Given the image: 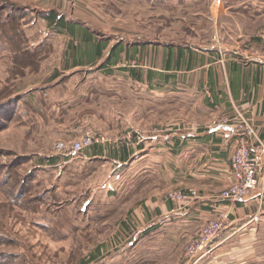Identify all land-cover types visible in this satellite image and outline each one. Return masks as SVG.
Returning a JSON list of instances; mask_svg holds the SVG:
<instances>
[{
    "label": "crops",
    "instance_id": "0c3cea01",
    "mask_svg": "<svg viewBox=\"0 0 264 264\" xmlns=\"http://www.w3.org/2000/svg\"><path fill=\"white\" fill-rule=\"evenodd\" d=\"M16 1L41 11L50 27L60 19L68 40L64 70H94L99 84L121 76L143 90L128 93L135 134L120 160L132 179L141 178V221L149 228L157 219L162 241L174 242L168 252L197 236L217 211L228 210L225 227L193 264H264V152L254 150L258 140L264 144V0ZM139 4L147 32L151 16L164 17L158 26L163 36H118L126 31L119 10L140 11ZM238 114L252 121L256 137L218 122ZM241 135L259 157L258 186L250 198L229 201L219 193L232 181L230 156ZM170 187L193 188L198 196L173 202L165 197ZM182 256L180 264H192Z\"/></svg>",
    "mask_w": 264,
    "mask_h": 264
},
{
    "label": "rangeland",
    "instance_id": "374dc122",
    "mask_svg": "<svg viewBox=\"0 0 264 264\" xmlns=\"http://www.w3.org/2000/svg\"><path fill=\"white\" fill-rule=\"evenodd\" d=\"M139 6L119 10L126 31L118 36H163L164 17L151 16L149 33ZM42 18L30 4L0 0V264H180L182 255L193 264L213 240L193 259L185 257L191 241L168 252L174 242L162 241L157 219L149 228L141 221V178L120 160L135 134L128 93L143 90L121 76L99 84L94 70H64V26ZM86 133L106 141L57 150Z\"/></svg>",
    "mask_w": 264,
    "mask_h": 264
},
{
    "label": "built area",
    "instance_id": "2783aa9c",
    "mask_svg": "<svg viewBox=\"0 0 264 264\" xmlns=\"http://www.w3.org/2000/svg\"><path fill=\"white\" fill-rule=\"evenodd\" d=\"M261 39L264 43V31L261 35ZM218 122L219 124L232 125L237 131L243 133V135L248 138L256 137V130L252 121L239 114L235 119L234 117H223L219 119ZM243 135L238 139L233 153L230 156L232 181L219 193V197L229 201L250 198L258 186L257 167L259 157L252 155ZM104 141H106V139L102 136L86 133L78 140L73 141L69 146L65 145L63 142H58L56 148L58 151H68L77 154L94 144ZM254 150L257 153H263L264 144L258 140L254 145ZM197 196L198 192L194 189H175L168 192L166 198L173 202L185 203ZM229 215L230 213L228 210L217 211L215 217L201 228L197 236L192 238L185 252V257L187 259H193L199 252L203 251L225 227L229 220Z\"/></svg>",
    "mask_w": 264,
    "mask_h": 264
},
{
    "label": "trees",
    "instance_id": "16d2710c",
    "mask_svg": "<svg viewBox=\"0 0 264 264\" xmlns=\"http://www.w3.org/2000/svg\"><path fill=\"white\" fill-rule=\"evenodd\" d=\"M56 22H60V19L57 20ZM94 53L100 54L101 51H100V50H96V51H94ZM96 145H97V144H96ZM93 146H94V145H92V146H90V147H88V148H86V149H89V148H91V147H93ZM95 150H97L98 152H101V151L98 149V147H97ZM84 151H85V149H84L83 151H81L80 153H82V152H84ZM50 161L53 162L54 159H51Z\"/></svg>",
    "mask_w": 264,
    "mask_h": 264
}]
</instances>
